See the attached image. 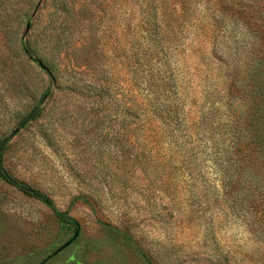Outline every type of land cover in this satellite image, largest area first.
<instances>
[{
  "label": "rangeland",
  "instance_id": "374dc122",
  "mask_svg": "<svg viewBox=\"0 0 264 264\" xmlns=\"http://www.w3.org/2000/svg\"><path fill=\"white\" fill-rule=\"evenodd\" d=\"M13 130L0 264H264V0H0Z\"/></svg>",
  "mask_w": 264,
  "mask_h": 264
},
{
  "label": "trees",
  "instance_id": "16d2710c",
  "mask_svg": "<svg viewBox=\"0 0 264 264\" xmlns=\"http://www.w3.org/2000/svg\"><path fill=\"white\" fill-rule=\"evenodd\" d=\"M23 49L25 53H27L28 56L31 59H33L35 63H37L48 75H51L50 71L46 68V66H44L39 60L31 56L30 50L28 48L23 46ZM49 93H50V87L45 89V91L41 94L37 102L21 118V120L18 123V129L23 128L29 122L37 119L40 116L41 105L45 101V99L48 97ZM16 131L17 130H13L8 135L0 138V179L5 181L12 187L16 188L18 191L22 192L24 195L34 198L40 201L41 203H43L44 205H46L51 210L55 218H57L59 221L73 225L75 229H78V224L76 220L72 216H70L67 210L59 209L49 195H47L45 192L41 191L40 189L32 187L31 185L27 184L25 181L18 179L17 177L12 175L4 166L3 164L4 153L6 152L8 148L10 139L16 133Z\"/></svg>",
  "mask_w": 264,
  "mask_h": 264
},
{
  "label": "water",
  "instance_id": "95a60500",
  "mask_svg": "<svg viewBox=\"0 0 264 264\" xmlns=\"http://www.w3.org/2000/svg\"><path fill=\"white\" fill-rule=\"evenodd\" d=\"M68 243V242H67Z\"/></svg>",
  "mask_w": 264,
  "mask_h": 264
}]
</instances>
